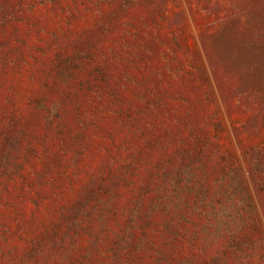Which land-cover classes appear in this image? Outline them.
Returning <instances> with one entry per match:
<instances>
[{"label":"rangeland","instance_id":"374dc122","mask_svg":"<svg viewBox=\"0 0 264 264\" xmlns=\"http://www.w3.org/2000/svg\"><path fill=\"white\" fill-rule=\"evenodd\" d=\"M0 264H264V0H0Z\"/></svg>","mask_w":264,"mask_h":264}]
</instances>
